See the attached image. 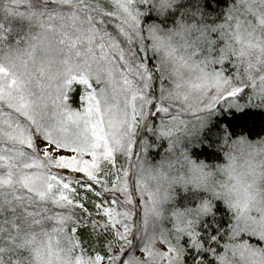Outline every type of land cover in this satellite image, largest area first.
Here are the masks:
<instances>
[{
  "label": "snow or ice",
  "instance_id": "snow-or-ice-1",
  "mask_svg": "<svg viewBox=\"0 0 264 264\" xmlns=\"http://www.w3.org/2000/svg\"><path fill=\"white\" fill-rule=\"evenodd\" d=\"M0 264H264V0H0Z\"/></svg>",
  "mask_w": 264,
  "mask_h": 264
},
{
  "label": "trees",
  "instance_id": "trees-1",
  "mask_svg": "<svg viewBox=\"0 0 264 264\" xmlns=\"http://www.w3.org/2000/svg\"><path fill=\"white\" fill-rule=\"evenodd\" d=\"M199 158L200 159H205L206 157H205V155L201 154ZM209 162H211V161H209Z\"/></svg>",
  "mask_w": 264,
  "mask_h": 264
}]
</instances>
